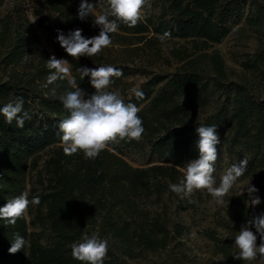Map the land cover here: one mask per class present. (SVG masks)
<instances>
[{
	"label": "trees",
	"instance_id": "16d2710c",
	"mask_svg": "<svg viewBox=\"0 0 264 264\" xmlns=\"http://www.w3.org/2000/svg\"><path fill=\"white\" fill-rule=\"evenodd\" d=\"M158 1L157 16L147 14L135 27L121 22L119 28L136 35L152 32L156 39L169 31L170 38L193 40V50L179 52L180 60L185 62L171 74L144 72L145 80L136 87L144 93L142 99L130 90L129 78L134 70L108 61L103 50L96 56L79 58L57 50L71 64L86 99L95 89L90 77L81 80L78 69L88 67L87 64L112 65L121 69L123 75L113 77L108 90L119 91L125 103L140 108L138 116L145 129L142 138L112 144L94 160L85 158L81 151L73 155L63 151L58 124L69 111L60 97L72 89L67 80L43 87L54 70L47 68L51 56L28 16L20 9L0 16V107L20 97L31 116L19 128L15 120L9 124L0 114V207L25 191L29 200L40 199L39 205H29L25 216L14 226L0 220V264H83L72 257L71 245L81 242L85 232L89 236L96 232L108 239L103 264H129L126 256L133 257L136 248H165L187 228L176 223L170 229L162 212L152 214L140 206L139 200L149 199L154 193L159 198L171 192L170 183H179L180 168L198 158L195 129L201 125L216 126L221 140L218 156L225 139L232 165L247 158V171L240 178H250L259 185L264 180V97L257 94L254 81L231 80L222 56L207 51L243 19L250 29L264 33V3ZM37 2L41 9L61 16L59 29L65 35L77 28L82 29L85 38L99 34L93 16L83 21L78 18L79 0ZM41 23L50 29L44 20ZM260 63H264V49L257 51L256 58L246 65L259 70ZM259 71L264 80V69ZM212 90L220 94L213 111L207 112ZM127 150L149 156V161L154 159L157 163L135 167L125 158ZM44 153L48 156L40 168ZM33 171L36 176L30 184ZM237 198L240 218L247 222L252 217L247 207L248 194ZM14 233L23 236L27 244L23 250L10 254Z\"/></svg>",
	"mask_w": 264,
	"mask_h": 264
},
{
	"label": "clouds",
	"instance_id": "9594fccd",
	"mask_svg": "<svg viewBox=\"0 0 264 264\" xmlns=\"http://www.w3.org/2000/svg\"><path fill=\"white\" fill-rule=\"evenodd\" d=\"M148 0H107V7L99 14L96 13V4L81 0L78 8V18L83 21L89 15L94 17V26H99V34L91 38L82 35V29L70 30L67 35L58 31L57 41L66 53L73 57H92L102 52L103 49L111 46L110 34L118 31L122 22L128 27H135L142 19L143 9ZM171 32L165 31L158 38L161 42L171 37ZM25 56V60H27ZM47 68L51 71L47 76V82L43 87H48L57 80H67L71 91H66L60 100L69 111V115L58 124L61 133L63 151L66 155H73L78 151L83 152L85 158L96 159L99 154L109 149L112 144L121 141H139L145 129L143 121L138 116L140 108L134 103H125L119 91H109L113 83V77L120 78L123 75L121 69L112 65H102L96 68H79L81 80L90 77V84L95 92L88 96L79 87L74 77L71 76L69 63L65 59H57L52 55L47 60ZM135 97L142 99L144 93L133 88L131 90ZM55 90L53 89V94ZM23 98L15 100L0 107V114L11 124L13 120L19 128H23L26 120L31 116L24 110ZM198 140V158L187 163L182 169L183 178L179 183L169 184L171 192L181 196L190 197L194 190L207 189L216 200V203L223 205L224 197L237 182L238 178L247 171V158L241 159L238 163L231 165L221 176L219 186L216 185L215 162L218 158L217 145L221 143L216 126H199L195 129ZM248 193L247 205L255 207L261 203L258 195L259 189L249 183L244 190ZM243 192V193H244ZM242 193V194H243ZM28 192L7 200L0 207V220L7 225H15L17 220L24 217L29 205L40 204L39 197L28 198ZM255 228V233L251 230ZM257 233L260 243L257 244ZM194 235V234H193ZM27 241L19 233H14L9 248L10 254H15L25 248ZM235 247L239 250L233 258L236 260L251 261L257 255L264 258V213L255 216L241 226L234 240ZM109 241L101 238L98 233L93 232L90 236L85 232L81 242L71 245V255L75 260L83 264H103L107 255Z\"/></svg>",
	"mask_w": 264,
	"mask_h": 264
},
{
	"label": "rangeland",
	"instance_id": "374dc122",
	"mask_svg": "<svg viewBox=\"0 0 264 264\" xmlns=\"http://www.w3.org/2000/svg\"><path fill=\"white\" fill-rule=\"evenodd\" d=\"M99 1L87 0L88 3L92 4L99 2V5L96 6L97 14L107 7L106 2ZM260 1L264 3V0ZM17 9L23 10L28 16L48 54L50 56L55 55L57 59H64L57 52L58 49H63L57 41V30H60L61 16L47 9H41L37 0H0V16ZM37 11L39 14L36 13ZM159 12V1L148 0L147 6L143 9L141 21L145 19L147 14L157 16ZM43 20L50 29L43 26L41 23ZM110 37L112 44L103 49L104 54L108 61L128 65L134 70V74L129 78L130 90L138 87L145 80L144 72L161 74L175 72L185 62L180 60L179 52L185 49L188 52L193 50V40L191 39L173 37L161 42L160 39L155 38L152 32L136 35L118 27V31L110 34ZM261 49H264V33L250 29L243 19L233 27L226 37L213 44L207 51L218 52L222 56L231 80L236 82H243V80L248 79L254 81L258 86L257 94L264 97V80L259 71L264 69V63H260L259 70L249 69L246 65L247 62L256 58L257 51ZM87 66L88 68H96L101 65L87 64ZM69 67L71 76L74 77L70 63ZM219 94L218 91L212 90L210 102L206 107L207 112L213 111ZM47 156L48 154L44 153L40 159V168H42L43 161ZM125 158L135 167H147L157 163L154 159L149 161V156L133 150H127ZM230 160L231 156L227 152V144L223 139L218 160L214 165L215 186H219L221 176L232 165ZM182 169L184 168H180V180L183 178ZM35 176L36 172H31L30 184H33ZM249 183L259 189L258 195L261 198V203L257 206L250 207L247 205L252 213L251 219H253L255 216L264 213V180L259 185L250 178L239 177L224 197L225 203L223 205L217 204L207 189L194 190L190 197L183 199L173 192L163 193L159 198L154 193L149 199H140V206L144 209H150L152 214L162 212L170 229H173L176 223H180L187 228V231L183 235L173 238L165 248H159L155 251L136 248L133 257L126 256L128 263L264 264V258L259 255L251 261L233 258L239 251L234 244L235 236L241 226L246 223L240 218V202L237 196L244 192ZM243 194L248 193L245 191ZM30 218V215H27V219L30 220ZM29 229L32 230L33 228L30 227ZM251 230L255 233L254 227ZM259 243L260 238L257 233V244L259 245ZM225 248L226 251H224Z\"/></svg>",
	"mask_w": 264,
	"mask_h": 264
}]
</instances>
